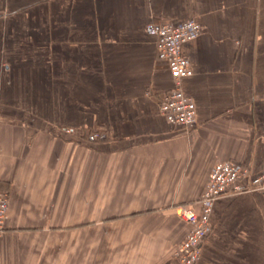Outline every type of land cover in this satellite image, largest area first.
Instances as JSON below:
<instances>
[{
    "label": "crops",
    "instance_id": "crops-1",
    "mask_svg": "<svg viewBox=\"0 0 264 264\" xmlns=\"http://www.w3.org/2000/svg\"><path fill=\"white\" fill-rule=\"evenodd\" d=\"M188 20L190 129L159 110L174 82L146 31ZM217 161L264 170V0H0V264H15L14 236L89 239L92 223L153 236L154 264H179L181 206ZM209 227L195 264H264V192L219 197Z\"/></svg>",
    "mask_w": 264,
    "mask_h": 264
},
{
    "label": "built area",
    "instance_id": "built-area-1",
    "mask_svg": "<svg viewBox=\"0 0 264 264\" xmlns=\"http://www.w3.org/2000/svg\"><path fill=\"white\" fill-rule=\"evenodd\" d=\"M146 31L155 37L156 56L167 63L174 82L173 88L160 98L159 110L170 124L190 129L195 124V105L183 92L181 82L192 75V70L189 61L181 55L180 46L195 39L201 27L192 20L180 23L151 22L146 26ZM103 137L93 132L88 140ZM253 192H264V170L252 174L229 161L215 162L194 203L181 209L180 216L189 229L174 252L179 264L197 262L202 243L209 233L213 205L219 197ZM7 218L8 198L0 190V236L5 230Z\"/></svg>",
    "mask_w": 264,
    "mask_h": 264
},
{
    "label": "rangeland",
    "instance_id": "rangeland-1",
    "mask_svg": "<svg viewBox=\"0 0 264 264\" xmlns=\"http://www.w3.org/2000/svg\"><path fill=\"white\" fill-rule=\"evenodd\" d=\"M192 204L193 203H186L185 205L181 206V209ZM139 216L141 215H138V217ZM49 224L51 225V223H48L46 225ZM125 224L129 225V222L126 221L111 223V225L118 226H123ZM25 225L26 223H23L21 226L25 227ZM40 225L42 224L39 223V226ZM32 231L35 232V230ZM141 233L144 234L146 233V231H139V234ZM45 234H47L48 236H42L39 232L35 235L29 236H14L13 246L18 247L19 249V253L18 255H16V260H14L15 264L155 263V261H153V255L149 254L148 252V248L150 246H153L154 240L157 239H154L153 236H141L135 238H102L98 235L99 233L97 223L91 224V237L89 239H83L80 235L81 233H79L76 238H69L67 237V233L65 231L63 232L60 230L54 232L47 231L45 232ZM115 249H118L120 252L115 253Z\"/></svg>",
    "mask_w": 264,
    "mask_h": 264
},
{
    "label": "trees",
    "instance_id": "trees-1",
    "mask_svg": "<svg viewBox=\"0 0 264 264\" xmlns=\"http://www.w3.org/2000/svg\"><path fill=\"white\" fill-rule=\"evenodd\" d=\"M92 133V132H91Z\"/></svg>",
    "mask_w": 264,
    "mask_h": 264
}]
</instances>
